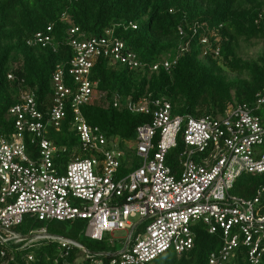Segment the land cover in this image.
<instances>
[{
  "label": "built area",
  "instance_id": "1",
  "mask_svg": "<svg viewBox=\"0 0 264 264\" xmlns=\"http://www.w3.org/2000/svg\"><path fill=\"white\" fill-rule=\"evenodd\" d=\"M135 27V24L131 25ZM46 31L26 39L29 46L54 44ZM180 34L182 29L178 28ZM71 24L66 44L71 48L67 74L57 65L51 75L53 93L40 109L34 93L22 90L8 108L13 130L0 134V256L12 252V244L31 248L45 241L54 243L62 261L56 264H149L160 254H180L194 245V224L201 223L220 245L209 253L208 264H226L237 248L245 264L264 262V188L252 198L231 193L241 173L264 172V87L252 105L228 103L222 115H178L165 97L124 100L114 95L112 104L148 115L149 121L135 127L132 139L104 133L89 124L81 107L101 96L90 78L97 58L135 70L143 65L124 41L107 28L100 36L80 38ZM209 35H201L202 55L219 54ZM187 45L179 48L183 51ZM176 57L154 63L170 68ZM13 78V74H8ZM70 111L69 129L77 144L69 148L47 137L48 127L60 131ZM182 148L177 166L166 164L167 151ZM27 142L33 147L27 149ZM25 217L32 220H82L84 236L119 240L120 251L91 252L79 241L50 233L46 227L30 229L26 235L15 228ZM115 231L122 237L113 238ZM72 251L76 255L69 259ZM32 260V254L27 255Z\"/></svg>",
  "mask_w": 264,
  "mask_h": 264
},
{
  "label": "trees",
  "instance_id": "2",
  "mask_svg": "<svg viewBox=\"0 0 264 264\" xmlns=\"http://www.w3.org/2000/svg\"><path fill=\"white\" fill-rule=\"evenodd\" d=\"M71 24L78 27L77 34L85 39L112 28L114 36L123 40L143 65L132 70L99 57L91 68L90 78L97 82L95 90L101 96L83 105L82 114L89 124L121 140L132 139L135 127L150 117L121 105L113 106L114 95L120 97V103L140 97H165L173 114L216 116L223 114L228 103L252 105L264 87V53L256 58L241 55L243 43L264 42V0H0V134L13 130L7 111L18 102L22 90H31L43 109L53 93L51 75L57 65L65 68L64 81L74 89L66 69L72 51L65 39ZM47 27L51 28L56 47L26 44L33 33L46 31ZM212 29L217 33L210 41L219 46V54L202 55L199 38L209 35ZM185 44L187 48L180 52L179 48ZM169 55L177 56L175 64L168 69L160 66L151 70L154 63ZM8 74H13V78ZM66 110L67 119L62 121L60 131L50 130L47 137L72 148L78 141L69 129L68 105ZM262 111L254 110V113L262 114ZM30 147L33 145L27 142V149ZM181 148L178 137L177 145L167 151L166 164L177 166ZM261 188H264V172L241 173L231 193L252 198ZM261 200L264 214V194ZM42 226L50 233L79 241L91 252L108 251L104 238L93 240L99 244H84L80 240L82 220L38 221L25 217L15 229H22L18 232L26 235L30 229ZM193 228L192 248L180 254L164 252L149 264H208L209 253L219 247L220 237L208 233L201 223ZM21 245L22 242L12 244V252L0 256V264L62 261L54 243L43 241L31 248ZM107 247L113 249L114 244ZM28 254H32V260L27 259ZM75 255L76 251H72L69 259ZM226 264H245L241 248L236 249L235 256Z\"/></svg>",
  "mask_w": 264,
  "mask_h": 264
},
{
  "label": "rangeland",
  "instance_id": "3",
  "mask_svg": "<svg viewBox=\"0 0 264 264\" xmlns=\"http://www.w3.org/2000/svg\"><path fill=\"white\" fill-rule=\"evenodd\" d=\"M264 53V42L263 41H250L247 43H243L242 47H241V55L245 58H256L259 54ZM263 112V111H262ZM49 131L53 130L51 127H48ZM18 231H21L19 228L17 229ZM125 233L123 231H115L113 233V238H117V237H122ZM112 239L111 236L106 235L104 237V245L105 248H107L108 251H120L122 248V245L120 243L119 240H114V247L113 249H111V247H107V245H112L110 243V240ZM80 240L84 243V244H88V242L91 243H97L99 244L97 241H93L90 240L89 238L84 236V233L81 235ZM103 243V242H102Z\"/></svg>",
  "mask_w": 264,
  "mask_h": 264
}]
</instances>
